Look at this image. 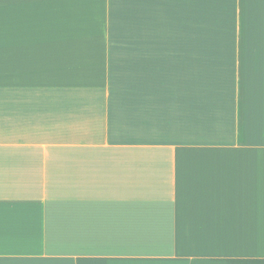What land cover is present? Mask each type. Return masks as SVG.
Masks as SVG:
<instances>
[{
  "label": "crops",
  "instance_id": "1",
  "mask_svg": "<svg viewBox=\"0 0 264 264\" xmlns=\"http://www.w3.org/2000/svg\"><path fill=\"white\" fill-rule=\"evenodd\" d=\"M0 264H264V0H0Z\"/></svg>",
  "mask_w": 264,
  "mask_h": 264
}]
</instances>
